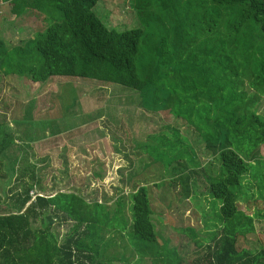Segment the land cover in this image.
I'll use <instances>...</instances> for the list:
<instances>
[{"label": "trees", "instance_id": "obj_1", "mask_svg": "<svg viewBox=\"0 0 264 264\" xmlns=\"http://www.w3.org/2000/svg\"><path fill=\"white\" fill-rule=\"evenodd\" d=\"M1 1L10 6L15 20L38 13L48 26L33 39L0 52V68L41 85L75 78L138 92L143 109L156 114L170 112L188 126L192 132L189 138L199 145L193 146V154L167 160L171 153L158 151L153 137L154 144H148L145 152L151 160L152 155L158 159L155 165L165 164L172 177L167 184L173 189L180 187L188 205L199 208L202 199L221 204L219 219L210 226L212 232L202 239L207 244L197 242L198 234L194 233L198 253L185 257L169 247L170 241L160 244L149 198V190L157 187V182L151 181L154 185L149 186L144 179L145 185L138 186L134 179L129 222L121 202L110 213L106 205L88 204L73 193L33 196L39 183L35 165L28 170V182H24L26 174L14 176L20 186L15 187L10 213L4 212L0 197V264H127L128 246H123L122 253L114 250L110 255V249H119L121 244L114 238L105 244L107 234L121 236L125 232L135 246V253L131 252L133 257L137 255L134 264H264V234L259 235L263 243L257 250L246 247L245 242L256 233L255 218L239 205L241 198L250 197L245 185L251 180L258 184L264 201V158L259 155L264 147V113L260 114L264 98V0H208L214 15L198 26H208L207 39L215 41L199 47L206 59L198 65L182 63L174 59L176 54L164 50L153 49L147 57L141 54L144 30L108 28L94 12L102 0ZM131 2L141 22L147 24L149 3ZM181 134L176 129L168 135L174 138L175 148L182 143ZM7 144L1 143L0 153L8 149ZM198 148L207 154L203 158L211 159L214 173L204 166ZM177 162L179 165L173 167ZM108 212L111 231L103 239L102 230L110 226H102L101 218ZM258 216L264 220L263 215ZM68 222L75 224L73 230L59 240L54 226ZM38 223L40 227L34 228Z\"/></svg>", "mask_w": 264, "mask_h": 264}, {"label": "rangeland", "instance_id": "obj_2", "mask_svg": "<svg viewBox=\"0 0 264 264\" xmlns=\"http://www.w3.org/2000/svg\"><path fill=\"white\" fill-rule=\"evenodd\" d=\"M145 1L150 5L147 24L141 22L131 0H102L94 12L110 29L119 32L143 29L145 36L141 54L146 57L153 49L164 50L169 55L176 54L174 59H180L182 63L201 64L205 56L199 53V47L206 48V43L212 44L215 40L207 39L208 26L199 27L198 24L203 19L206 23V19L213 17L212 4L208 0ZM5 7V11L0 10V52L33 39L48 26L44 16L38 13H29L19 20H13L10 6ZM219 47L216 46V49ZM263 113L264 98L260 105V114ZM180 122L170 112L156 114L143 109L139 93L130 89L75 78L54 79L41 85L33 83L28 77L7 74L0 68V145L3 141L8 143V149L0 153L2 208L6 213L11 212L8 206L13 203L15 187L20 186V183L13 180L14 176L26 174L24 182H28V170L36 165L39 183L33 196L42 194L53 197L59 193H73L81 196L88 204L101 202L108 206L110 213L119 207L113 202L111 204L119 196L126 219L130 222L131 194L116 187L127 182L134 185V179L138 176L133 175L143 173L144 176L140 177L142 179L139 178L143 183L146 181V185L152 186L154 184L151 181H154L159 184L157 187H149V198L152 210L155 211L153 223L160 244L163 242L166 245L170 241L169 247L177 248L185 257H192L198 253L193 234H198L197 242L207 244L202 239L207 238L212 232L210 226L219 219L221 202L202 199L199 208L193 201L191 203L195 207L184 203L181 188L173 189L167 184L172 177L168 176L165 164L159 162L155 165V159H158L152 155L151 160L149 153L145 152L148 144H154V136L158 151L171 153L167 160H177L181 154L195 153L196 148L193 146H199L197 140L189 138L188 135L192 133L189 128L177 127ZM176 129L182 132V143L179 142L177 148L174 146V138L168 136L174 134ZM110 137L145 143L144 146L140 144L138 148L135 147L141 151L132 157L131 164L129 162L132 167L129 177L121 173L117 181L114 179L116 166L111 163L114 160H109L114 148L110 144ZM197 151L203 164L214 173L216 167L209 165L211 159L203 158L207 154H202L201 148ZM259 155L264 158V147L260 149ZM178 165L177 162L173 167ZM104 166L107 171L112 168L113 174L104 172ZM251 181L245 185L246 191L250 189V197L241 198L239 205L242 211L255 218L256 233L245 245L257 250L263 243L259 235L264 234V220L258 215L264 216V201L258 184ZM112 194L114 199L107 198ZM110 213L101 218L102 226L109 225ZM74 225L73 222L61 225L56 223L54 232L59 240L71 234ZM35 227H40V224ZM110 231L111 226L102 230V238ZM108 235L105 244L114 237L113 234ZM115 238L121 247H112V252L115 250L122 253L123 246H128L135 253V246L129 237L122 241Z\"/></svg>", "mask_w": 264, "mask_h": 264}, {"label": "crops", "instance_id": "obj_3", "mask_svg": "<svg viewBox=\"0 0 264 264\" xmlns=\"http://www.w3.org/2000/svg\"><path fill=\"white\" fill-rule=\"evenodd\" d=\"M2 5V6H1ZM7 4H4L1 0H0V10L1 11H5L6 10V6ZM10 8V7H9ZM1 14V13H0ZM2 17V19H4L5 17L4 16H1ZM12 19L13 20H15L14 18H13V16H12ZM178 125L179 126H177V127H182V128H184V127H186V128H188V126L187 125H185L183 122H180V123H178ZM182 133V132H181ZM112 134V133H111ZM154 137V136H153ZM152 137V138H153ZM110 139H111V146L113 147L114 146V148H113V153L111 152L110 153V155H109V160L111 161V160H114V161H111V163H113V164H115L114 166H116V170L114 171V174H115V176H114V179H115V181H117V178H118V176L122 173H125L124 175H126L127 177H129V175H130V173H131V166H129V162H130V160L132 159V157L135 155V154H137V151H141V149H139V150H136L139 146H140V144H142L143 146L145 145V143H141V142H137V141H135V140H133V142L132 141H130V140H128V141H126V140H119V139H112L111 137H110ZM125 139V138H124ZM118 144V147L116 146ZM124 144L126 145V146H124ZM124 146V147H123ZM115 147L117 148L116 150H115ZM135 147H137L136 149H135ZM143 151V150H142ZM105 163V162H104ZM130 164H131V162H130ZM112 166V165H111ZM122 166V167H121ZM123 166H126V167H123ZM204 166H206L205 164H204ZM104 168V172H110V175H112L113 174V169L112 168H110V170L108 169V171H107V168H106V166H104L103 167ZM173 168V167H172ZM170 169H171V167H170ZM172 170V169H171ZM143 175V173L141 174V173H135V175H133V176H138V178L137 179H135V182L137 183V184H139L138 186H144L145 184L143 183V182H141V180H139V178L141 177ZM144 176V175H143ZM171 180V179H170ZM135 182H134V185H132V184H130L129 182H127L126 184H124V183H121V184H119L118 186L117 185H115V186H117L116 188L117 189H120L122 192L124 191V190H126V192H128V193H130V194H133L136 190H135V186H136V184H135ZM111 187V186H110ZM109 190H111L112 191V189H110V188H108ZM113 192H114V190H113ZM121 192V193H122ZM116 193H118L117 191H116ZM114 194V193H113ZM113 194L111 195V197H108L107 196V198H109V199H114V196H113ZM112 202L116 205V207H118L119 206V203L121 202L122 203V200L119 198V196H117L116 197V199H115V201H111V204H112ZM99 204H102L101 202H99ZM131 204H132V202H131ZM108 207V206H107ZM126 234H128L127 232H125V233H122V237L124 238H126V236H124V235H126ZM114 235V237H111V238H114V239H116L115 237H117L118 239H120V240H124L121 236H119V234H113ZM108 236H112V235H108ZM108 239V238H107ZM114 241H116V240H114ZM111 251V250H110ZM113 254H115L114 252H112L111 251V253H110V255H113ZM133 254L132 253H130V255H126V257L128 258V263L127 264H134V260H135V262H136V258H137V256L135 257H133L132 256Z\"/></svg>", "mask_w": 264, "mask_h": 264}, {"label": "built area", "instance_id": "obj_4", "mask_svg": "<svg viewBox=\"0 0 264 264\" xmlns=\"http://www.w3.org/2000/svg\"><path fill=\"white\" fill-rule=\"evenodd\" d=\"M32 195H33V193H32Z\"/></svg>", "mask_w": 264, "mask_h": 264}]
</instances>
